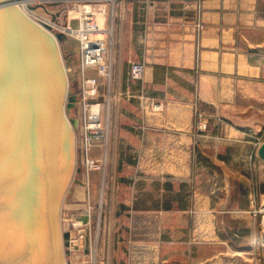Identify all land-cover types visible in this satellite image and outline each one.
<instances>
[{
    "label": "crops",
    "instance_id": "obj_1",
    "mask_svg": "<svg viewBox=\"0 0 264 264\" xmlns=\"http://www.w3.org/2000/svg\"><path fill=\"white\" fill-rule=\"evenodd\" d=\"M107 9L112 73L97 100L109 137L92 156L108 159L91 197L95 210L101 199L112 209L116 264H229L245 224L247 249L255 242L264 207V0ZM138 61L146 71L134 81Z\"/></svg>",
    "mask_w": 264,
    "mask_h": 264
},
{
    "label": "water",
    "instance_id": "obj_2",
    "mask_svg": "<svg viewBox=\"0 0 264 264\" xmlns=\"http://www.w3.org/2000/svg\"><path fill=\"white\" fill-rule=\"evenodd\" d=\"M65 38L0 0V264H67L61 211L80 121L68 117ZM258 153L264 162V143Z\"/></svg>",
    "mask_w": 264,
    "mask_h": 264
},
{
    "label": "rangeland",
    "instance_id": "obj_3",
    "mask_svg": "<svg viewBox=\"0 0 264 264\" xmlns=\"http://www.w3.org/2000/svg\"><path fill=\"white\" fill-rule=\"evenodd\" d=\"M119 1L37 0L36 2L27 3L26 0H17L29 16L42 21L43 24L51 25L50 27L53 28L54 32H63L66 35V38L60 43V49L69 77L70 92L78 97L77 105L71 110L68 117L80 121V128L75 131L77 162L74 179L81 180L85 187H80L73 181L62 205L61 226L67 264H116L115 250L123 240L118 234V226L112 217L110 205L106 206L104 204L102 209L98 206L95 210L92 203V175L96 172H87L86 170V153L82 130L85 119V106L82 92L83 76L80 64L79 41L63 30L66 27L77 29L81 14L86 9L96 13L100 23L99 26L105 28L104 22L107 14H109L107 8ZM100 10L106 11V15H101L102 11ZM93 71L92 69L86 70V76L93 77ZM106 146L102 148H106ZM90 157L93 158L92 151ZM98 159L105 162L107 170V156L104 155ZM102 175L105 176L106 173ZM68 205L72 206L70 210L67 209L69 208ZM89 208H91L92 215L91 225L88 224ZM254 212L253 228L254 235L257 238L252 246L247 249L246 246H248L252 237L247 233L249 229L245 224L246 234L243 238H238L236 243L239 248H242L238 250L242 253L236 255L233 262L228 260L229 264H264V207L258 206L254 209Z\"/></svg>",
    "mask_w": 264,
    "mask_h": 264
},
{
    "label": "built area",
    "instance_id": "obj_4",
    "mask_svg": "<svg viewBox=\"0 0 264 264\" xmlns=\"http://www.w3.org/2000/svg\"><path fill=\"white\" fill-rule=\"evenodd\" d=\"M37 0H26L36 2ZM39 1V0H38ZM114 2L115 0H107ZM25 2V3H26ZM22 8V6L19 4ZM101 15H106V11ZM34 19V18H33ZM35 20V19H34ZM39 23L42 21L36 20ZM97 14L84 10L81 14L80 24L77 29L66 27L63 30L76 37L79 41L80 64L82 71V92L85 106V119L82 125L84 149L86 153L87 172L106 173L103 160L90 157V152L95 147H104L108 143V129L103 122V104L97 99L101 96L100 78L111 79L112 63L109 56L108 36L110 30L100 27ZM92 69L96 76H86V70ZM146 71V64L138 61L131 64L130 78L137 81L142 80ZM197 122L200 129H206L207 124L203 122V115L197 114ZM104 205V199L100 201V208ZM91 208L88 213V224L91 225Z\"/></svg>",
    "mask_w": 264,
    "mask_h": 264
},
{
    "label": "bare ground",
    "instance_id": "obj_5",
    "mask_svg": "<svg viewBox=\"0 0 264 264\" xmlns=\"http://www.w3.org/2000/svg\"><path fill=\"white\" fill-rule=\"evenodd\" d=\"M18 3V2H17ZM23 9V8H22ZM24 10V9H23ZM87 10V9H86ZM25 11V10H24ZM90 11V10H89Z\"/></svg>",
    "mask_w": 264,
    "mask_h": 264
}]
</instances>
